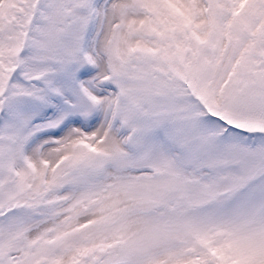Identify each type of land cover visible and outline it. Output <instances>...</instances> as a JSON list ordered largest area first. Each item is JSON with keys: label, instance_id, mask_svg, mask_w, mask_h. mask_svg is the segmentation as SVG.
Wrapping results in <instances>:
<instances>
[{"label": "snow or ice", "instance_id": "6c2138e0", "mask_svg": "<svg viewBox=\"0 0 264 264\" xmlns=\"http://www.w3.org/2000/svg\"><path fill=\"white\" fill-rule=\"evenodd\" d=\"M0 264H264V0H0Z\"/></svg>", "mask_w": 264, "mask_h": 264}]
</instances>
